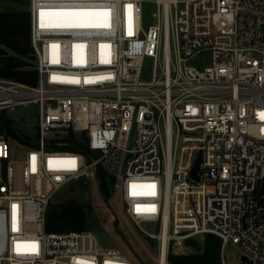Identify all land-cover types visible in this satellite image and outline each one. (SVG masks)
I'll return each instance as SVG.
<instances>
[{
  "label": "built area",
  "instance_id": "1",
  "mask_svg": "<svg viewBox=\"0 0 264 264\" xmlns=\"http://www.w3.org/2000/svg\"><path fill=\"white\" fill-rule=\"evenodd\" d=\"M28 11L38 81L0 77V110L36 104L37 132L0 120V264H133L94 230H46L52 198L82 177L101 184L100 170L157 242L147 263L211 233L222 264L226 244L264 264V0H29ZM8 130L25 140L21 159Z\"/></svg>",
  "mask_w": 264,
  "mask_h": 264
},
{
  "label": "rangeland",
  "instance_id": "2",
  "mask_svg": "<svg viewBox=\"0 0 264 264\" xmlns=\"http://www.w3.org/2000/svg\"><path fill=\"white\" fill-rule=\"evenodd\" d=\"M24 1L26 3L24 4ZM29 0H0V10L28 9ZM155 6L146 3L144 6L145 22L152 21L151 15ZM9 53H13L8 49ZM34 65V60L32 61ZM147 73L151 71L150 59H146ZM0 120L15 127L18 131L28 134L36 139L37 132V105H19L16 109L0 110ZM16 130H8L9 155L11 158L21 159L23 157L24 138ZM97 155V153H96ZM90 157L87 156V161ZM55 203H79L87 212V225L84 229L94 230L103 244L119 248L127 254L133 264L153 263V252L151 247L157 246L155 240H150L133 220L126 214L124 202L119 192L104 195L95 176L82 177L68 183L52 200ZM151 228L149 223L144 224ZM205 236H197L188 241V247L176 246L173 254H190L201 252L204 249ZM224 259L228 263L243 264L240 250L232 245L226 244L222 249ZM149 262V263H147Z\"/></svg>",
  "mask_w": 264,
  "mask_h": 264
},
{
  "label": "trees",
  "instance_id": "3",
  "mask_svg": "<svg viewBox=\"0 0 264 264\" xmlns=\"http://www.w3.org/2000/svg\"><path fill=\"white\" fill-rule=\"evenodd\" d=\"M26 1H24V4ZM8 49L13 53H9ZM33 48L30 41V14L28 9L0 10V77L11 78L29 85L38 81L32 63ZM69 148H79L75 144ZM101 189L110 193L109 181L102 170ZM46 230H81L87 225V212L79 203H55L50 201L46 211ZM204 249L190 254H168L169 264H222L221 242L211 233L205 234Z\"/></svg>",
  "mask_w": 264,
  "mask_h": 264
},
{
  "label": "water",
  "instance_id": "4",
  "mask_svg": "<svg viewBox=\"0 0 264 264\" xmlns=\"http://www.w3.org/2000/svg\"><path fill=\"white\" fill-rule=\"evenodd\" d=\"M200 160H201V151L198 153V157L193 165V168L191 170V175L194 176L195 178H199L198 174H197V171H198V168H199V163H200ZM242 259L244 261H247L246 257L243 256ZM249 264V263H247Z\"/></svg>",
  "mask_w": 264,
  "mask_h": 264
},
{
  "label": "snow or ice",
  "instance_id": "5",
  "mask_svg": "<svg viewBox=\"0 0 264 264\" xmlns=\"http://www.w3.org/2000/svg\"><path fill=\"white\" fill-rule=\"evenodd\" d=\"M41 15H43V13H41Z\"/></svg>",
  "mask_w": 264,
  "mask_h": 264
}]
</instances>
